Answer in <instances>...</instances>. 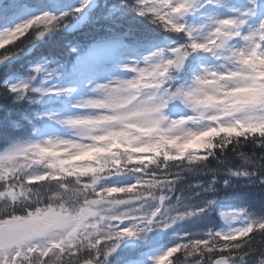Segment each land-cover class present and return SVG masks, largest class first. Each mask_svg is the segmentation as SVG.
Here are the masks:
<instances>
[{"label": "clouds", "instance_id": "clouds-1", "mask_svg": "<svg viewBox=\"0 0 264 264\" xmlns=\"http://www.w3.org/2000/svg\"><path fill=\"white\" fill-rule=\"evenodd\" d=\"M119 5L162 39L94 75L70 78L51 59L0 86V102L31 110L0 143V264H112L122 246L166 234L202 239L186 254L209 264H264V209L222 203L264 192V0ZM74 16L0 30V65Z\"/></svg>", "mask_w": 264, "mask_h": 264}, {"label": "trees", "instance_id": "trees-1", "mask_svg": "<svg viewBox=\"0 0 264 264\" xmlns=\"http://www.w3.org/2000/svg\"><path fill=\"white\" fill-rule=\"evenodd\" d=\"M104 4H119V0H103ZM97 23L93 24H83L81 27L72 30L71 32L65 31L50 40L43 41L34 47L24 59L18 60L12 65V71L6 75L2 76L0 79V85L4 84V81L9 78H17L26 76L29 66L38 60H65L69 66L68 72L70 70V65H72V56L69 55V50L71 47H78L81 54H84L92 44L103 41L107 38L106 32L111 31L113 28H120L123 31H128V37L125 39L126 43L130 46L135 45L137 40L145 35H153L155 40L158 41L162 39V34L151 25L142 21L140 18L135 17L132 14H125L123 17L114 20H98ZM31 34V29L25 34V36L20 37V40H25ZM66 37V38H65ZM20 40L15 41V44L20 43ZM14 45H6V48L13 47ZM4 51L0 49V52ZM4 72V71H3ZM31 111L25 106H11L8 101L0 102V143L3 142V138L6 137L9 132V125L12 121H20L21 117L24 115H30ZM8 138V137H7ZM239 192H244V189H238ZM225 199L222 201L224 205L230 206H240L244 204H250L252 208L261 210L264 209V192L256 190L251 195H236L234 192L226 191L224 193ZM215 220V216L204 217V219L191 223L185 228L184 232L196 231L200 228L205 227L211 221ZM170 241H172L171 234H166L163 237L156 236L152 242L144 247V252L156 250L160 245L169 246ZM132 245L122 246L121 252L126 251ZM114 264H120L119 260H115Z\"/></svg>", "mask_w": 264, "mask_h": 264}, {"label": "snow or ice", "instance_id": "snow-or-ice-1", "mask_svg": "<svg viewBox=\"0 0 264 264\" xmlns=\"http://www.w3.org/2000/svg\"><path fill=\"white\" fill-rule=\"evenodd\" d=\"M48 4L53 10H45L39 4L35 3H23L22 0H5V3L0 4V27L7 29L8 31L18 30L20 24L16 23L21 17H27L23 21L28 22L34 20L36 17L44 15L45 13L49 15L56 14L57 12L61 16L67 15L68 13H74V22L68 24L64 21L63 27L66 31L75 30L81 27L83 24H92L97 20L103 18L105 20H114L123 17L126 11L123 7L118 5H113L112 7H107L99 3V0H48ZM104 9V15L101 17L98 12ZM55 18V17H54ZM15 24L16 28L8 27L9 24ZM47 41L48 39L40 37L33 41L34 47H36L40 41ZM155 38L153 35H145L137 40L135 45H128L125 41V37L117 36L113 39L98 45L94 50L106 55L123 56L132 50H144L148 47L153 46L155 43ZM76 47H71V51L75 53ZM13 61L9 57L8 61H4L5 65L4 73L2 76L8 75L13 69L9 66L10 62ZM34 71H41V67L37 66ZM0 76V79H2ZM23 83L19 81L16 83H7L0 85L5 89L11 91L15 86ZM11 135L10 132L7 133L6 137L3 138V142L7 141V137ZM125 225H121L124 228ZM14 230V229H10ZM3 239V234H0V240ZM204 241L200 238H194L190 235H184L177 238L174 241H170V245L165 247V250L157 253L156 255L148 257L150 264H174L176 259L188 260L190 264L194 261H199V264H209L207 257L201 258L199 251L195 256L191 254H186L189 252V246L195 244H202ZM126 251L121 252V249L117 250L115 260H119L120 264H144V247L131 244ZM112 264H114V261Z\"/></svg>", "mask_w": 264, "mask_h": 264}, {"label": "rangeland", "instance_id": "rangeland-1", "mask_svg": "<svg viewBox=\"0 0 264 264\" xmlns=\"http://www.w3.org/2000/svg\"><path fill=\"white\" fill-rule=\"evenodd\" d=\"M23 3L27 4V3H35V4H39L41 7H43L46 11L47 10H53L51 9L49 4H48V0H22ZM5 3V0H0V4ZM56 14H59L58 12ZM23 21L22 19H18L16 21V23H19ZM15 25H13L14 27ZM8 27H11V25L9 24ZM3 28H0V30H2ZM101 45V44H99ZM96 48V47H95ZM93 48L86 56H83L81 58L78 59L77 61V66L79 68H81L82 70V78L83 77H87L90 75H93L94 71L97 73L111 69L113 67V65L122 57V56H115V55H106L100 52L95 51ZM93 62V66H99L100 63L101 65L97 68H89V63ZM107 63V64H106ZM164 251V249H158L155 252L149 253L147 255V257L153 256L155 253Z\"/></svg>", "mask_w": 264, "mask_h": 264}]
</instances>
